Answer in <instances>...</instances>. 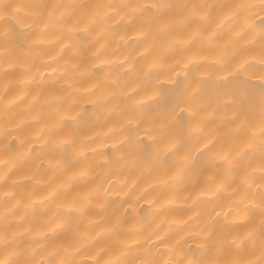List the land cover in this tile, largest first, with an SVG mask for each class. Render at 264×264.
<instances>
[{"label":"bare ground","instance_id":"obj_1","mask_svg":"<svg viewBox=\"0 0 264 264\" xmlns=\"http://www.w3.org/2000/svg\"><path fill=\"white\" fill-rule=\"evenodd\" d=\"M0 264H264V0H0Z\"/></svg>","mask_w":264,"mask_h":264}]
</instances>
